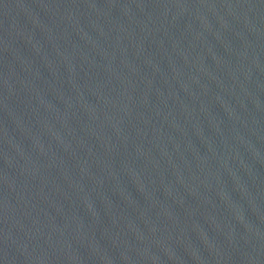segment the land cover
I'll return each mask as SVG.
<instances>
[{"label":"water","instance_id":"1","mask_svg":"<svg viewBox=\"0 0 264 264\" xmlns=\"http://www.w3.org/2000/svg\"><path fill=\"white\" fill-rule=\"evenodd\" d=\"M0 264H264V0H0Z\"/></svg>","mask_w":264,"mask_h":264}]
</instances>
